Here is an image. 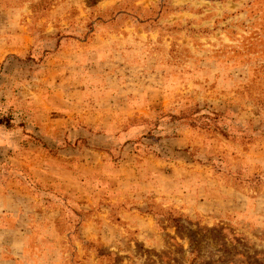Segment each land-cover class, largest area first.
I'll list each match as a JSON object with an SVG mask.
<instances>
[{"label":"rangeland","instance_id":"rangeland-1","mask_svg":"<svg viewBox=\"0 0 264 264\" xmlns=\"http://www.w3.org/2000/svg\"><path fill=\"white\" fill-rule=\"evenodd\" d=\"M0 264H264V0H0Z\"/></svg>","mask_w":264,"mask_h":264}]
</instances>
